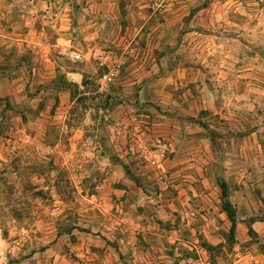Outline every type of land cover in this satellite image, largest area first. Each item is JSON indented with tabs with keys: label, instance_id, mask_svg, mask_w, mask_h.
Listing matches in <instances>:
<instances>
[{
	"label": "rangeland",
	"instance_id": "374dc122",
	"mask_svg": "<svg viewBox=\"0 0 264 264\" xmlns=\"http://www.w3.org/2000/svg\"><path fill=\"white\" fill-rule=\"evenodd\" d=\"M140 4L149 15L131 18L132 31L128 35L123 32L122 36L127 40L135 37L134 29L143 27L141 43L150 46L141 53L147 52L154 61L146 66L132 65L129 60L124 63V58L118 61L122 63L119 77L132 71L136 75L134 84L126 78L122 88L133 91L138 115L146 108L147 120L180 121L189 138L200 144L201 140L209 141L210 158L203 163L208 180L219 187L220 198L219 182L225 181L230 201H247L253 217L263 222L264 34L254 31L256 22H248L239 14L235 0H203L201 9L212 6L217 11L215 25L211 29L195 28L193 13L184 18L180 27L178 21L174 22L178 31L168 34L167 46L179 50V55L168 64L163 61L167 49L158 45L166 36L161 27L167 22L162 12L163 1L143 0ZM74 6L80 5L75 2ZM93 16L96 14H88L81 22L90 25ZM71 19L73 24L78 18ZM122 19L116 24L122 23ZM233 22L249 23L250 30L233 26ZM38 25L44 28L42 22ZM45 31L41 42L56 43L57 34L49 25H45ZM117 33L113 27L106 35L107 41H99L102 45L109 43L106 50L119 57L126 49L113 43ZM2 39L7 42L0 37L1 43ZM8 41L13 43L11 47H0V264H102L99 251L106 238L102 232L112 226L105 222L96 205V198L102 196L98 187L110 176L99 156L104 151L117 158L115 145L106 143L113 136L110 126L115 120L105 116L123 100L114 94L117 89L114 97L98 92L97 80L104 67L96 62L91 65L88 49H80L87 61H74L70 50L76 49L47 50L17 39ZM89 42L76 36L77 45L84 43L86 47ZM81 67L87 72L81 87L66 89L72 106L67 112L56 109L53 101L57 98V83L66 82L67 71ZM144 71L152 75L139 77ZM170 74L185 76L183 86L174 89L175 85L162 81ZM145 89V101L143 96L141 101L140 94ZM162 89H169L171 95L153 93ZM58 97L67 99L62 94ZM212 104L213 109H209ZM136 179L143 186H164L163 181L153 178ZM55 204L59 211L56 217H50L49 207ZM244 212L239 208L241 215L245 216ZM43 220L51 224L44 225ZM251 238L237 250L235 235L233 242L230 233L216 245L206 240L211 250L201 241L203 252L194 251L189 264H258V255L264 261V243L256 235ZM108 244L114 246L112 242ZM52 247L57 249V256ZM113 264H140V260L128 255ZM153 264L164 263L157 258Z\"/></svg>",
	"mask_w": 264,
	"mask_h": 264
},
{
	"label": "crops",
	"instance_id": "0c3cea01",
	"mask_svg": "<svg viewBox=\"0 0 264 264\" xmlns=\"http://www.w3.org/2000/svg\"><path fill=\"white\" fill-rule=\"evenodd\" d=\"M59 1H61L59 20L52 25L49 20L43 18L41 0H0V37L7 40L5 42L2 39L0 47L4 45L7 48L11 47L13 43L8 40L17 39L33 47H42L47 50H70L72 48L80 52L81 48H86L89 51L87 59L91 65L93 62L100 63L95 55L91 57V53L94 52L102 55L104 52L111 53L115 61L118 62L124 58V63L129 60L132 65L146 66L154 61L151 55L145 54L147 52L141 53L143 48L150 46L149 44L144 46L141 43L144 35L141 34L143 27L134 29L135 37L131 36L127 40L126 36H122L123 32L128 35L132 31L131 18L136 15H149L145 6L140 4L143 0ZM162 1V12L167 22L161 27L163 35L166 36H163V40L158 45L163 46L162 49H167L163 61L167 60L169 64L172 63L171 60H176L179 50L168 49L170 48L167 46L170 44L169 39H166L168 34L177 32L184 18L191 13L194 14V27L200 26L204 29H211L218 15L217 11L211 8L212 6L201 9L203 0ZM235 1L237 2L235 8H238L239 14L241 13L248 22L250 20L256 22L254 31L264 34V0ZM75 2L80 5L79 8L74 6ZM148 11L150 12V9ZM91 13L96 16L89 21L90 25L81 22L86 19V15ZM71 16L77 17V22L72 24ZM19 18L24 25L22 28L19 27ZM121 19L122 23L116 24ZM177 21L178 27L174 24ZM38 22H42L44 28H40ZM45 25H49L57 34L56 43L41 42L40 37L46 32ZM232 25L241 27L245 31L250 30L249 23L244 25L233 22ZM113 27L118 32L113 42L116 47L131 49L126 57H124L126 50L124 54L120 52L118 57V54L106 50L105 47H108L109 43L102 45L103 43L99 41L100 38L106 40V35L112 32ZM194 33L196 34V31ZM138 35H140L139 40H136ZM76 36H81L82 39L90 40V42L86 44V47H83L84 43L77 45ZM183 44L184 40L182 46ZM158 45L156 48L159 47ZM76 51L70 50L74 53ZM85 63L88 64V62ZM118 63L122 65L121 62ZM132 72L118 77L106 92L111 97L116 94L123 101L115 105V111L105 116L106 118L111 116L115 120L110 126L114 131L113 136L110 137L111 141L100 142L101 147L105 145V142L109 144L111 142L117 148L118 153H116L117 158H113L114 156L104 151L99 156L102 159L100 164L105 166L104 170L108 169L110 176L105 184L98 187L102 196L96 198V205L103 213L105 222H110L112 226L102 232L106 238L100 246L99 256L102 258V264L116 263L123 256L128 255L139 258L140 264L156 263L157 258H161L164 264H172L173 261L175 264H189L193 262L192 256H195L194 251L201 241L207 240L214 245L219 244L223 241L224 235L230 233L232 227V222L222 210L220 189L215 182L208 180V175L203 169V163L210 158L209 141L201 140L200 144L197 139L189 138L186 135L185 125L180 121L163 123L156 122L155 118L152 121L147 120L144 118L148 117L146 108H143L142 114L138 115V109L133 100V91H125L122 88L126 85L124 83L126 78L132 84L135 83L136 75ZM85 73H87L85 68L81 67V69L67 71L66 76L68 81L81 87ZM147 75H152V72L139 73V77ZM182 77L184 79L185 76L178 74V77H173L170 74L162 81L166 80L167 83L176 86L174 89H179V85L183 86ZM195 81L199 80L195 79ZM116 89L117 91L114 92ZM55 92L57 98L53 101L54 107L67 112L73 104L70 94L66 89H59ZM153 93L171 95L169 89L153 90ZM59 94L67 96V99L60 100ZM146 94L145 89L140 94L141 101L142 96L145 101ZM210 95L213 96L214 93ZM213 107L212 104L209 109ZM107 127L109 128L108 125ZM159 140L164 144V148L157 144ZM115 159L120 160L121 163ZM162 171L169 172L170 180L166 186H143L138 183V178L136 179L142 176L145 181L152 178L159 181V174ZM196 181L203 185L197 184ZM231 203L236 209L237 220L234 230L235 249L242 248L252 240L251 236L254 235L258 236L257 239H262L264 243V221L253 217L254 213L248 210L247 201L239 203L232 199ZM239 208L245 210V216L239 213ZM49 211L50 217H56L59 208L55 204L49 207ZM43 224L51 223L43 220ZM250 230L253 235L249 232ZM108 242H112L114 246L111 247ZM51 251L57 256V249L52 247ZM111 257L112 259H109ZM256 258L258 264H264L260 255Z\"/></svg>",
	"mask_w": 264,
	"mask_h": 264
},
{
	"label": "built area",
	"instance_id": "2783aa9c",
	"mask_svg": "<svg viewBox=\"0 0 264 264\" xmlns=\"http://www.w3.org/2000/svg\"><path fill=\"white\" fill-rule=\"evenodd\" d=\"M43 4V18L46 20H49L52 25H55L57 21L59 20V13L61 10V1L59 0H41ZM92 55H95L100 60V65L104 67L103 72L98 77V92L100 94H105L109 88L117 81V78L119 77L122 65L115 61L114 56L111 53L104 52V54H97L96 52L91 53ZM71 58L74 61H84L85 56L80 52H72ZM101 112H103V109H100ZM157 144L164 148V144L159 140ZM159 180L163 181L164 186L169 184L170 176L168 171H162L159 174ZM197 253L203 252L202 247H197L195 249ZM201 264V263H199ZM209 264V263H207Z\"/></svg>",
	"mask_w": 264,
	"mask_h": 264
},
{
	"label": "trees",
	"instance_id": "16d2710c",
	"mask_svg": "<svg viewBox=\"0 0 264 264\" xmlns=\"http://www.w3.org/2000/svg\"><path fill=\"white\" fill-rule=\"evenodd\" d=\"M64 80L66 82H62V81L60 82L59 81V83H57L58 90L59 89H69L72 86L74 88L78 87L77 84L68 81L67 76H64ZM212 137H213V133H212ZM213 141H214V139H213ZM115 161H117L118 163H121L120 160H118V159H115ZM219 185H220V187L222 189V195H221L222 210L227 214L229 220L232 222V227H231V230H230V237L233 238V240H231V241L234 242V230H235V223L237 221L236 220V209H235V207L233 206V204L230 201V195H229V189H228L227 183L225 181L221 180L219 182ZM249 232L251 233V235H253L252 230H250ZM202 244L205 247H207L209 250H211V246L208 245L204 240L202 241Z\"/></svg>",
	"mask_w": 264,
	"mask_h": 264
}]
</instances>
